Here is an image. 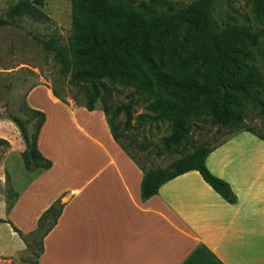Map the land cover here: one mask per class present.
<instances>
[{"label":"crops","instance_id":"obj_1","mask_svg":"<svg viewBox=\"0 0 264 264\" xmlns=\"http://www.w3.org/2000/svg\"><path fill=\"white\" fill-rule=\"evenodd\" d=\"M27 99L46 115L38 147L53 166L20 192L9 213L0 197V218L31 236L61 201L63 212L42 240L38 264H264V140L234 133L207 157L236 204L197 171L143 201V171L114 140L101 108L62 102L44 85ZM2 227L11 239L4 242L0 234V257L27 249L11 224Z\"/></svg>","mask_w":264,"mask_h":264},{"label":"trees","instance_id":"obj_2","mask_svg":"<svg viewBox=\"0 0 264 264\" xmlns=\"http://www.w3.org/2000/svg\"><path fill=\"white\" fill-rule=\"evenodd\" d=\"M46 1L20 0L8 10L6 20L0 19V28L26 16L37 21L47 19L42 12ZM252 1L256 17H264V1ZM71 2L73 22L69 44H59L54 38L35 39L45 51L53 54L60 72L71 74L76 87L84 92L86 101L75 103L89 111L96 110L101 103L114 140L126 152L120 142L118 119L122 114L131 117L138 101L122 105L110 103L113 85L132 86L147 94L159 91L163 96L149 109L158 118L173 122L185 142L187 153L168 168L146 170L135 161L144 174L142 200L157 195L171 180L197 171L226 202L236 204L237 196L231 186L206 165L207 157L217 145L198 143L193 132L197 123L210 117L220 127L236 129L235 133L247 131L264 140V131L260 133L244 126L245 105L257 99V93L264 88V78L254 64L253 54L261 32L238 24L219 26L213 18L218 0H196L181 8L164 0ZM53 93L62 100L54 90ZM29 110L32 116L29 120L13 114L9 118L25 142L22 157L26 167L37 169L40 175L53 166L38 147L46 115L39 110ZM32 122H35L33 134L29 130ZM7 143L0 139V147ZM19 195L14 199L6 197L8 213ZM62 212L63 204L57 201L40 218L39 232L51 222L43 238L57 224ZM0 222L11 224L28 245V236L10 221L0 218ZM42 251L43 248L40 253Z\"/></svg>","mask_w":264,"mask_h":264},{"label":"rangeland","instance_id":"obj_3","mask_svg":"<svg viewBox=\"0 0 264 264\" xmlns=\"http://www.w3.org/2000/svg\"><path fill=\"white\" fill-rule=\"evenodd\" d=\"M19 1L0 0V19L6 20L8 10ZM164 1L181 8L196 0ZM42 12L47 19L37 21L26 16L12 20L10 25L0 28V139L8 142L0 147V197L5 200L6 197L14 199L38 175L37 169H28L25 165L22 157L26 149L25 142L9 115L13 114L24 120L31 119L27 96L40 85L51 88L66 102L83 104L86 101L84 92L76 87L71 74L63 75L53 54L45 51L35 39L49 41L54 38L59 44L68 45L72 35V2L47 0ZM213 18L221 27L238 24L261 32L253 54L254 64L264 78V17H256L253 1L218 0ZM162 96L159 91L147 94L132 86L113 85L110 103L122 105L132 100L138 101L131 117L122 114L118 119L120 142L126 152L146 170L168 168L187 153L185 142L177 133L173 122L158 118L149 109ZM45 100L44 102H49L48 98ZM97 107L102 109L101 103ZM244 109L245 128L262 133L264 88L257 93V99L247 103ZM34 126L35 122L29 125L31 134L34 133ZM235 132L236 129L220 127L212 118L207 117L197 123L193 137L198 143L207 142L213 147ZM46 224L40 232L28 236V248L25 251L19 252L15 257H0V264H38L43 235L51 222ZM0 234L4 242L11 239L7 227H2Z\"/></svg>","mask_w":264,"mask_h":264}]
</instances>
